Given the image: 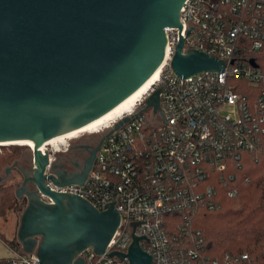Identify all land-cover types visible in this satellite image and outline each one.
I'll return each mask as SVG.
<instances>
[{
	"label": "water",
	"instance_id": "obj_1",
	"mask_svg": "<svg viewBox=\"0 0 264 264\" xmlns=\"http://www.w3.org/2000/svg\"><path fill=\"white\" fill-rule=\"evenodd\" d=\"M185 1L0 0V143L30 141L34 147L30 170L14 162L3 172L5 177L16 167L23 176L14 189L26 205L16 238L22 253L35 252L39 264H85L80 255L89 248L97 256L105 253L121 220L114 204L99 211L77 194L51 190L46 180L56 187L82 186L104 138L149 108L160 111L161 88L143 110L106 131L82 168L69 173L53 163L46 175L42 144L98 120L141 88L164 62L165 29L181 34ZM179 40L170 62L178 77L223 66L201 51L183 52L185 40ZM140 241L146 238L132 232L127 253L107 256L151 264Z\"/></svg>",
	"mask_w": 264,
	"mask_h": 264
},
{
	"label": "built area",
	"instance_id": "obj_2",
	"mask_svg": "<svg viewBox=\"0 0 264 264\" xmlns=\"http://www.w3.org/2000/svg\"><path fill=\"white\" fill-rule=\"evenodd\" d=\"M180 11L182 32L165 29L157 80L114 123L143 110L159 87L160 111L149 108L104 138L82 186L56 187L46 180L51 190L77 194L99 211L113 203L121 217L103 255L90 248L80 255L85 264H128L107 254L127 253L132 232L146 238L139 244L151 264H218L203 253L195 214L214 209L221 195L237 198L234 174L242 171L241 153L264 143V0H186ZM179 36L185 40L183 52L216 57L221 69L178 77L170 62ZM114 123L93 134L103 136ZM70 143L42 144L46 175ZM9 250L4 264H39L35 252Z\"/></svg>",
	"mask_w": 264,
	"mask_h": 264
},
{
	"label": "trees",
	"instance_id": "obj_3",
	"mask_svg": "<svg viewBox=\"0 0 264 264\" xmlns=\"http://www.w3.org/2000/svg\"><path fill=\"white\" fill-rule=\"evenodd\" d=\"M20 152L0 158L1 169L13 164ZM241 155L242 171L234 174L237 198L226 200L221 195L219 205L199 210L193 223L201 233L204 255L218 264H264V143ZM219 192L225 190L219 188ZM14 202L11 186L0 185V218L7 210L15 209ZM0 241L14 251L20 248L17 238L8 240L0 235ZM242 255L248 260H242Z\"/></svg>",
	"mask_w": 264,
	"mask_h": 264
},
{
	"label": "rangeland",
	"instance_id": "obj_4",
	"mask_svg": "<svg viewBox=\"0 0 264 264\" xmlns=\"http://www.w3.org/2000/svg\"><path fill=\"white\" fill-rule=\"evenodd\" d=\"M86 135H92L89 133H86ZM82 135V136H86ZM71 139V143L77 142L81 137ZM19 152L21 151L22 153H30L32 154V149L28 146H23L19 144H13V145H4L0 146V158H4L5 154H10L13 152ZM62 154V153H60ZM9 165L8 167H11ZM7 168V167H6ZM4 169V168H3ZM1 169L0 166V176L4 177V170ZM21 182V177L18 176V174L14 171L10 175H8L6 178L4 177L2 181H0V185L3 186H11V191L15 193L14 189L17 187V184ZM16 205V206H15ZM15 209L13 210H7L4 214V216H1L0 218V235H2L4 238L8 240H12L16 238V230L19 225V216L22 213L23 209L25 208V200H17L15 197V202H14ZM12 255L11 251L7 249V247L3 244L2 241H0V261L2 259L9 258Z\"/></svg>",
	"mask_w": 264,
	"mask_h": 264
},
{
	"label": "flooded vegetation",
	"instance_id": "obj_5",
	"mask_svg": "<svg viewBox=\"0 0 264 264\" xmlns=\"http://www.w3.org/2000/svg\"><path fill=\"white\" fill-rule=\"evenodd\" d=\"M83 135H86V134H83ZM78 137H75V138H78ZM101 137H102L101 135L99 136L96 134L86 135V136H82L81 139H79L77 142L70 143L69 145L70 148L68 149L66 153L57 154L56 159L54 160L55 165L62 166L63 169H65L69 173L77 170V168H82L85 165L87 158L90 156V153L97 147V144L100 141ZM75 138H72V139H75ZM96 154L97 153H95V157H96ZM14 162H17V167H21L23 171H28L32 167V162H33L32 154L30 155V153L26 154V153L20 152L17 154L16 158L14 159L13 164ZM14 171L18 174V176L21 177V182L17 184V187H18L21 185L23 181V176L20 175L16 167H14L11 173H13ZM7 176H5V178ZM26 188L28 191L33 190L34 185L29 183Z\"/></svg>",
	"mask_w": 264,
	"mask_h": 264
},
{
	"label": "bare ground",
	"instance_id": "obj_6",
	"mask_svg": "<svg viewBox=\"0 0 264 264\" xmlns=\"http://www.w3.org/2000/svg\"><path fill=\"white\" fill-rule=\"evenodd\" d=\"M160 71H161L160 68L157 69V72H155L147 81H145L142 84L143 86L141 88H139L133 94L128 96V98L125 101H123L118 106L114 107V109L111 110L110 112L104 114L98 120L88 123L82 128L73 130L71 131V133L58 136L57 138L52 139L50 141L53 142L62 139L71 140L72 138L78 137L86 133H90V134L98 133L100 132L101 129L110 126V124L114 123L116 119L120 118L123 114L128 113L129 110H131V108L136 104V102H138L139 99L142 98V96L152 88L153 84L157 80ZM13 144L25 145L27 147L29 146L32 150L34 149L33 144L30 141L28 142L13 141L11 143H0V146L13 145Z\"/></svg>",
	"mask_w": 264,
	"mask_h": 264
}]
</instances>
